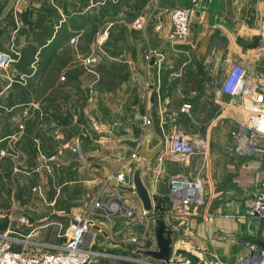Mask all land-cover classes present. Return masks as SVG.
I'll return each mask as SVG.
<instances>
[{"label": "crops", "instance_id": "crops-1", "mask_svg": "<svg viewBox=\"0 0 264 264\" xmlns=\"http://www.w3.org/2000/svg\"><path fill=\"white\" fill-rule=\"evenodd\" d=\"M182 7L193 8L190 34L171 44L170 11ZM138 18L141 28L134 26ZM263 20L264 0H1L0 50L16 60L0 87V175L35 173L51 193L63 174L66 186L92 180L108 192L107 179L124 174L132 187L142 166L154 211L146 214L137 195L110 180L121 211L98 217L93 250L104 257L94 264H164L135 254L156 248L159 217L175 231L172 264H241L249 255L245 241L264 242V220L242 217L264 169L258 159L212 153L210 146H236L231 132L239 119L224 114L233 100L217 97L224 73L243 64L264 88ZM139 36L143 41H135ZM100 107L111 115L96 116L91 137L90 113ZM179 127L194 141L207 135V153L172 160L169 137ZM126 141L157 153L145 159ZM175 174L205 182L207 203L198 211L173 208Z\"/></svg>", "mask_w": 264, "mask_h": 264}, {"label": "built area", "instance_id": "built-area-1", "mask_svg": "<svg viewBox=\"0 0 264 264\" xmlns=\"http://www.w3.org/2000/svg\"><path fill=\"white\" fill-rule=\"evenodd\" d=\"M192 12L189 8H175L170 11L172 28L169 42L171 44L184 42L189 36ZM135 26L141 28L143 20H140ZM261 29L264 36V20ZM15 60L12 52L0 50V86L3 77L7 75ZM94 63H96V59H91L90 64ZM261 83L255 75L249 73L243 64L235 63L224 73L220 89L217 92L218 99L221 98V95H228L232 98L233 105L229 110L240 114L237 128L231 133L236 144L235 153L240 157L254 159L260 157L261 154L264 155V88ZM190 108L191 106L186 105L183 111ZM230 114L227 117H231ZM145 123L150 125L151 120L145 118ZM209 146L207 135L199 141H194L189 138L185 129L179 127L169 137L167 153L172 160L188 163L196 154L207 153ZM137 156L138 154L135 153L133 158H137ZM110 179L112 183H117L116 187L118 188L125 186L124 174L118 176V182ZM204 185L203 180L191 181L184 175H173L169 192L173 208L185 214L198 211L205 205ZM98 206L107 209L112 214L121 211L119 204L104 205L105 207L98 204ZM248 216L264 220V178L259 191L249 201L247 212L242 217ZM91 225L88 219L76 218L69 229L68 241L58 248L45 245V248L52 247L57 250L43 254H29L25 252V248L17 250V246L22 245L19 241L6 235H0V264H94L96 259L104 256L93 250L96 233L90 230ZM136 242L137 240L134 239L133 243ZM245 246L249 255L241 260V264H264V242L261 245L245 241ZM130 260L139 262L135 259Z\"/></svg>", "mask_w": 264, "mask_h": 264}, {"label": "rangeland", "instance_id": "rangeland-1", "mask_svg": "<svg viewBox=\"0 0 264 264\" xmlns=\"http://www.w3.org/2000/svg\"><path fill=\"white\" fill-rule=\"evenodd\" d=\"M189 9L192 10L193 8ZM137 20L139 22L143 19L138 18ZM138 22H136L135 25ZM124 34L125 36H123V38L126 43L134 42L133 37L129 36L130 33ZM107 37V34L101 36L100 42H104L105 40H107ZM135 41H143L142 36L137 37ZM91 59H96V63L91 64V66L97 64L98 58L96 56L91 57L89 62L91 61ZM110 100L112 101L111 98ZM109 103L110 106H113V101ZM107 109L110 108L108 107ZM99 110V112L96 111L90 113L91 122H93V124H91V129L89 130L91 137L96 136L93 132H96V134L98 133L96 126H94L95 123L98 124L96 116L98 115L107 118L111 115L110 110L104 111V108L102 107H100ZM231 111L228 108L224 113L225 116H229ZM238 114L239 113L232 111L230 116H232L233 118H236L235 116H237V118L239 119L240 114L239 116ZM236 128L237 121L234 130ZM210 147V151L212 153L227 152L229 154L231 152H235L234 147L226 148L223 151L220 150L219 145L216 144H212ZM135 153L136 152L132 154L130 160H135L133 159ZM263 156L264 155L261 154L260 157L254 159H258L264 169ZM91 164H93V162ZM94 165L95 164H93V166ZM90 167L92 169V166ZM34 174L32 173L31 175L26 176H20L16 174L14 176L0 175V235H6L19 241L22 245H18L16 248L17 250H22L23 248H25V252L29 254L55 252L57 249H54L52 247L48 249L45 248V245H51L57 248L63 246L68 241L67 236L69 234L72 220H75L76 218L88 219L92 224L90 230L92 232H95L97 236V233L101 231V227L96 224L99 223L96 222L98 217H105L107 214H112L107 209L105 210L103 208H100L98 204L102 206L119 204L117 202L119 201V196L117 195L118 192L116 193L115 191L111 190L109 183L111 180L110 178H112V180L114 181H117L120 174L115 177L111 176L109 179H107L106 188H108V192L107 190H104L102 186L98 185L92 180H90V183L86 184L85 186L83 185L82 187L78 185L66 186L64 185V183L59 182V177L61 176H55L54 178L56 181V188H52L51 193L50 186H46V188L44 189L43 185H41L42 182L40 178L36 176V174ZM61 175V178H63V174ZM66 187L67 192H65ZM101 187L103 188L102 190H100ZM115 188L117 190H120L116 186ZM70 189L73 192L70 194V197L68 196V199L65 200V197L62 198V195L68 193ZM109 190H111V192H109ZM257 191L254 194H256ZM56 195H58L59 197L54 198ZM103 196H107L108 199L107 197H105V199L108 201L102 199ZM113 197H115L114 200ZM205 203H207L206 197ZM60 208L62 209V211L59 210ZM247 209L245 211V214L247 212ZM116 215H119V213L112 214V216L114 217H117ZM125 227H128V224H125Z\"/></svg>", "mask_w": 264, "mask_h": 264}, {"label": "water", "instance_id": "water-1", "mask_svg": "<svg viewBox=\"0 0 264 264\" xmlns=\"http://www.w3.org/2000/svg\"><path fill=\"white\" fill-rule=\"evenodd\" d=\"M156 58H152L151 65H155ZM125 144L131 146L132 148H136L139 150L141 155L145 159H151L157 151L150 153L146 151L141 144L133 141H126ZM141 169L142 166L134 173L132 187L119 186V188L124 192H129L137 195L141 200L144 208V212L146 214L154 211L153 200L147 190L146 186L143 184L141 179ZM107 176H109V171L106 170ZM114 186H117V183H112ZM155 231L154 236L156 239V248L155 249H139L135 252L136 255L142 256L144 259H152L156 262L171 264L172 263V252L174 245V235L175 231L170 229L167 222L163 218H156L155 220Z\"/></svg>", "mask_w": 264, "mask_h": 264}]
</instances>
